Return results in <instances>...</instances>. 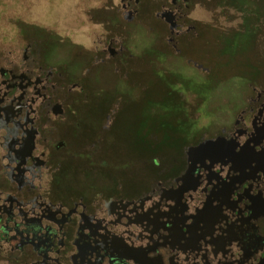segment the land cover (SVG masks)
I'll return each mask as SVG.
<instances>
[{
    "label": "flooded vegetation",
    "instance_id": "obj_1",
    "mask_svg": "<svg viewBox=\"0 0 264 264\" xmlns=\"http://www.w3.org/2000/svg\"><path fill=\"white\" fill-rule=\"evenodd\" d=\"M86 12L96 39L65 45L52 24L6 16L0 264H264V0ZM153 59L179 121L122 139ZM97 77L112 82L95 95Z\"/></svg>",
    "mask_w": 264,
    "mask_h": 264
},
{
    "label": "rangeland",
    "instance_id": "obj_2",
    "mask_svg": "<svg viewBox=\"0 0 264 264\" xmlns=\"http://www.w3.org/2000/svg\"><path fill=\"white\" fill-rule=\"evenodd\" d=\"M100 4V0H0V34L5 39V31L12 30L13 27L6 22L7 15L23 14L25 17V26L34 24H52L57 31L58 36H54L55 41L61 44H68L69 41H88L96 39V32L99 28L98 22L88 20L86 10L95 9ZM69 36V38L67 37ZM243 46L241 51L248 48L247 42L251 39L250 33L244 34L238 38ZM226 48H221L224 54L228 56L235 55L237 43L232 45L226 39H223ZM82 61L83 57H77ZM155 59H153L154 86L151 91L145 95L141 90L142 98L134 100L131 97V103L126 111V120L120 127L121 138H135L143 134L145 128L155 127L154 131L163 132L166 137L172 127L179 121L180 106L176 102L177 97L169 90L168 85L157 79ZM163 80V79H162ZM164 81V80H163ZM94 94L103 88L105 82H112V77L93 79ZM165 82V81H164ZM162 85V90L156 92ZM200 88H204L203 86ZM145 95V96H144Z\"/></svg>",
    "mask_w": 264,
    "mask_h": 264
},
{
    "label": "water",
    "instance_id": "obj_3",
    "mask_svg": "<svg viewBox=\"0 0 264 264\" xmlns=\"http://www.w3.org/2000/svg\"><path fill=\"white\" fill-rule=\"evenodd\" d=\"M193 150H194V149L192 148V149H191V152H192Z\"/></svg>",
    "mask_w": 264,
    "mask_h": 264
}]
</instances>
